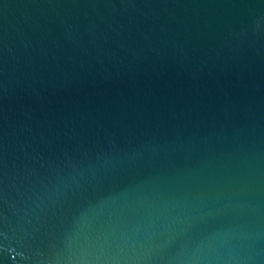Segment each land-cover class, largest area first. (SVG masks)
Masks as SVG:
<instances>
[{
	"label": "water",
	"instance_id": "95a60500",
	"mask_svg": "<svg viewBox=\"0 0 264 264\" xmlns=\"http://www.w3.org/2000/svg\"><path fill=\"white\" fill-rule=\"evenodd\" d=\"M0 264H264V0H0Z\"/></svg>",
	"mask_w": 264,
	"mask_h": 264
}]
</instances>
